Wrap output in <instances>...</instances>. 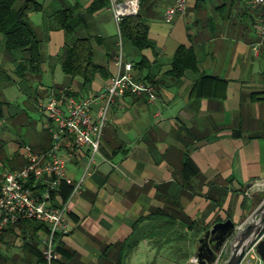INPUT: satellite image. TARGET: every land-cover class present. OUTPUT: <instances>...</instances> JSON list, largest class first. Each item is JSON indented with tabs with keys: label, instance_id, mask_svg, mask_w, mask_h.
<instances>
[{
	"label": "crops",
	"instance_id": "obj_1",
	"mask_svg": "<svg viewBox=\"0 0 264 264\" xmlns=\"http://www.w3.org/2000/svg\"><path fill=\"white\" fill-rule=\"evenodd\" d=\"M37 1L43 10L29 19L46 45L37 72L16 75L25 57L5 45L2 51L0 34V182L4 171L27 164L25 146L34 153L51 147L40 103L51 93L59 100L97 94L117 69L118 28L107 7L92 13L94 0ZM175 2L148 0L152 47L138 50L126 41L125 61L135 79L154 85L157 100L127 95L112 106L100 145L105 160L90 166L72 200L66 234L55 241L59 258L51 264H201L199 240L206 232L226 220L240 226L257 205L259 192L250 189L264 182V43L257 53L252 46L262 12L252 0H189L186 13L167 23L165 12ZM67 9L74 10V33L90 39L94 61L103 67L87 86L65 75L59 62L67 47L59 13ZM181 46L192 50L196 68L177 78L171 70ZM27 80L21 102L28 110L26 142L8 125L21 121L16 89ZM62 153L70 156L68 177L79 181L90 149L67 137ZM49 180L29 179L24 187L42 198ZM70 192L62 185L50 205L61 206ZM47 238L41 222L8 226L0 236V264H48Z\"/></svg>",
	"mask_w": 264,
	"mask_h": 264
},
{
	"label": "built area",
	"instance_id": "obj_2",
	"mask_svg": "<svg viewBox=\"0 0 264 264\" xmlns=\"http://www.w3.org/2000/svg\"><path fill=\"white\" fill-rule=\"evenodd\" d=\"M253 4L261 10V19L258 26V41L252 46L253 52H259L264 43V0H252ZM141 0H109L108 11L115 19L118 28L119 54L116 62V72L109 85L101 92L85 99H56L51 93L48 100L38 106L45 116L44 129L52 136L51 147L42 153H34L30 147H24L27 164L17 171H4L0 182V236L10 226L25 221H37L48 226L47 248L44 254L48 264L58 260L55 251L56 237L66 234L67 216L72 200L80 193L85 178L89 175V168L96 164L100 154V145L109 114L116 100L130 95H147L148 104L157 100L154 85L137 80L133 75V64L125 61L122 50L123 41L119 31L120 22L130 16H136L140 11ZM189 6V0H176L167 8L164 20L171 23L176 14L183 15ZM97 109L94 111V107ZM158 115V114H156ZM70 137L77 148H89V165L82 178L73 182L66 172L69 155H63V141ZM103 159V158H102ZM105 160V159H103ZM45 177L50 180L44 184V196L39 198L24 187L27 180L43 181ZM61 185L71 187L69 197L59 207L50 205V201ZM251 192H264V182L252 185ZM264 240V233L249 247L240 264H263L258 254V245ZM226 244L216 255L213 264H223Z\"/></svg>",
	"mask_w": 264,
	"mask_h": 264
},
{
	"label": "trees",
	"instance_id": "obj_3",
	"mask_svg": "<svg viewBox=\"0 0 264 264\" xmlns=\"http://www.w3.org/2000/svg\"><path fill=\"white\" fill-rule=\"evenodd\" d=\"M17 1L0 0V34L3 35L6 51L19 50L24 53V62L16 68V75L22 78L26 71L35 73L40 68V41L29 17L32 13L41 12L43 6L37 0H24L21 6L16 8ZM147 4L148 0H141L139 13L136 16L124 18L119 24L122 41H128L138 50L152 47L146 19ZM108 6L109 0H94L89 12L93 13ZM73 13L74 10L71 9L59 13L61 28L66 34H73L75 31L76 21H74ZM59 62L65 75L80 77L85 86L91 84L97 74L103 73V67L94 61L93 48L89 38H78L67 46L60 56ZM195 68L196 60L192 50L183 46L179 47L173 59L171 74L179 78L187 69ZM263 197L264 193L257 194V204Z\"/></svg>",
	"mask_w": 264,
	"mask_h": 264
},
{
	"label": "water",
	"instance_id": "obj_4",
	"mask_svg": "<svg viewBox=\"0 0 264 264\" xmlns=\"http://www.w3.org/2000/svg\"><path fill=\"white\" fill-rule=\"evenodd\" d=\"M264 192H259L262 194ZM257 194H254L256 197ZM264 233V197L240 226L226 220L215 224L199 240L197 258L201 264H213L217 253L226 244L223 264H240L246 250ZM264 264V240L258 245Z\"/></svg>",
	"mask_w": 264,
	"mask_h": 264
},
{
	"label": "rangeland",
	"instance_id": "obj_5",
	"mask_svg": "<svg viewBox=\"0 0 264 264\" xmlns=\"http://www.w3.org/2000/svg\"><path fill=\"white\" fill-rule=\"evenodd\" d=\"M24 0H18L17 3H16V8H18L19 6H21V4L23 3ZM39 1H43V0H39ZM51 10L48 11V15H50L51 13ZM38 18V17H37ZM38 20V19H37ZM57 23L55 21H53V24H52V27L53 25H56ZM36 30V33H37V36H38V40L40 41L41 43V40L42 39V30L40 28H37L35 27L34 28ZM51 29V28H50ZM49 31V29L47 30ZM85 35H82V34H79V35H76V33L74 34H66V42H67V46L71 45L76 39L80 38V37H84ZM44 41V40H43ZM1 47H2V51L4 50V45H5V42L3 40V42H1ZM125 44H126V41L123 42V46H122V50L125 51ZM45 47L46 45L45 44H40V53L42 50H45ZM17 53H13V54H16V55H19L21 54L22 57H25V55H23V53H21V51H16ZM6 54V53H5ZM0 71H4L2 68L0 69ZM28 80L27 81H24L22 84H17V87L19 88L20 91H18V88L16 89L17 92H18V102L16 103V106H18V110H24V113L22 114V118H21V121L19 120V122H12V124L10 125L11 121H9V125L8 126H12L13 128V134L22 138L24 141H28V110L25 109V107L23 106V104L21 103L22 100H25V98L22 96L25 94L24 90L27 89V86H28ZM17 101V100H16ZM20 113V112H19ZM34 119H37L35 115H31ZM31 128V126H30Z\"/></svg>",
	"mask_w": 264,
	"mask_h": 264
}]
</instances>
